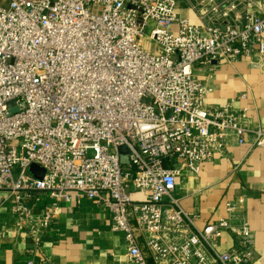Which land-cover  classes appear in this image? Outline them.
<instances>
[{"label": "built area", "instance_id": "built-area-1", "mask_svg": "<svg viewBox=\"0 0 264 264\" xmlns=\"http://www.w3.org/2000/svg\"><path fill=\"white\" fill-rule=\"evenodd\" d=\"M0 0V190L39 246L63 205L104 207L129 264H251L254 237L226 218L195 226L175 196L233 140L264 150V128L210 107L199 66L264 67V0ZM144 42H147V45ZM123 155L128 163L122 165ZM31 165L44 170L41 179ZM134 194L142 196L135 200ZM237 247L221 249L224 234Z\"/></svg>", "mask_w": 264, "mask_h": 264}, {"label": "crops", "instance_id": "crops-1", "mask_svg": "<svg viewBox=\"0 0 264 264\" xmlns=\"http://www.w3.org/2000/svg\"><path fill=\"white\" fill-rule=\"evenodd\" d=\"M177 1V15L195 24L199 19L190 4L208 0ZM195 74L211 89L206 95L208 106L231 104L234 110L247 114L252 126L264 128V67L255 68L250 60H241L216 67L202 65ZM5 196L0 190V264H129L123 235L112 231L104 207L84 198L79 204L63 205L37 247L17 231L10 213L13 203ZM175 196L186 212L198 217L195 226L199 229L227 217L225 201L243 200L231 223L248 226L254 237L251 264H264V150L230 140L224 153L204 164L198 175L181 173ZM133 198L141 200L142 196L134 194ZM231 246L237 247L236 239L224 234L221 249ZM141 248L147 264H153L142 242Z\"/></svg>", "mask_w": 264, "mask_h": 264}, {"label": "water", "instance_id": "water-1", "mask_svg": "<svg viewBox=\"0 0 264 264\" xmlns=\"http://www.w3.org/2000/svg\"><path fill=\"white\" fill-rule=\"evenodd\" d=\"M120 162L122 165H126L128 163L127 156L123 155L120 159ZM29 172L32 173L36 179H41L44 174V170L36 165H31L29 168Z\"/></svg>", "mask_w": 264, "mask_h": 264}, {"label": "rangeland", "instance_id": "rangeland-1", "mask_svg": "<svg viewBox=\"0 0 264 264\" xmlns=\"http://www.w3.org/2000/svg\"><path fill=\"white\" fill-rule=\"evenodd\" d=\"M135 199V198H134Z\"/></svg>", "mask_w": 264, "mask_h": 264}]
</instances>
